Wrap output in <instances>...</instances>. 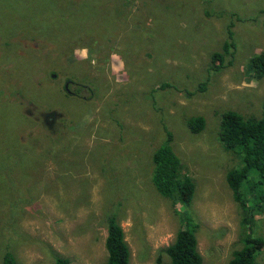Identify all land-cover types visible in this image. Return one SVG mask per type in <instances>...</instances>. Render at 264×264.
Here are the masks:
<instances>
[{
	"label": "rangeland",
	"instance_id": "rangeland-1",
	"mask_svg": "<svg viewBox=\"0 0 264 264\" xmlns=\"http://www.w3.org/2000/svg\"><path fill=\"white\" fill-rule=\"evenodd\" d=\"M262 53L264 0H0V264H103L112 217L131 264L167 263L183 213L205 263L230 264L244 214L227 174L243 161L219 141L221 116L264 117L248 68ZM168 133L196 184L189 208L152 183ZM252 213L264 239V206Z\"/></svg>",
	"mask_w": 264,
	"mask_h": 264
},
{
	"label": "trees",
	"instance_id": "trees-1",
	"mask_svg": "<svg viewBox=\"0 0 264 264\" xmlns=\"http://www.w3.org/2000/svg\"><path fill=\"white\" fill-rule=\"evenodd\" d=\"M232 28L233 25L229 28V40L224 45L225 53L235 48ZM223 63L222 53L217 52L212 56V69L215 71H220ZM248 68L258 80H264V53L253 57ZM161 87L165 89L171 86ZM205 126L206 121L200 116L187 122V127L193 134H200ZM172 141L173 136L168 133L167 142L159 146L152 156V183L160 196L172 200L175 205L189 208L194 201L196 184L185 171L180 157L173 149ZM219 141L226 151L239 155L243 161L241 168L230 170L227 174V182L234 200L244 214V220L241 222L244 230L240 235L241 248L234 252L230 264H259L257 256L264 248V239L256 235L252 212L255 207L260 210L264 206V117L247 118L235 111H226L221 116ZM20 154L17 149L14 150L11 164L19 161L16 157ZM253 172H256L255 178L252 176ZM182 218L183 228L166 250L170 261L164 263L160 257L158 264H206L198 250V224L188 213H183ZM105 248L108 258L103 264H131L130 248L116 217L108 219ZM3 262L17 264L10 252L5 253ZM57 264H68V261L59 259Z\"/></svg>",
	"mask_w": 264,
	"mask_h": 264
}]
</instances>
